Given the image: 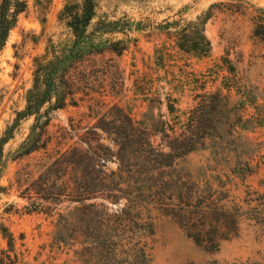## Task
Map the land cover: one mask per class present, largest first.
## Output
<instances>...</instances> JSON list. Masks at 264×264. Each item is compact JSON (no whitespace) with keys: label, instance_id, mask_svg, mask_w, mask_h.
I'll return each instance as SVG.
<instances>
[{"label":"rangeland","instance_id":"374dc122","mask_svg":"<svg viewBox=\"0 0 264 264\" xmlns=\"http://www.w3.org/2000/svg\"><path fill=\"white\" fill-rule=\"evenodd\" d=\"M22 1L26 9L0 54V262H8V255L18 264H264V37L256 33L264 22V0H97L94 23L128 18L145 29L130 34L122 57L107 54L97 58L96 66L87 65L90 81L76 97L78 105L51 114L47 149L31 153L25 143L34 119L18 125L16 119L27 105L35 61L51 42L68 37L60 14L83 0ZM181 15L203 23L212 45L209 57L184 53L174 38L153 29ZM230 66L235 73L226 70ZM173 75L185 82L181 110L192 108L198 94L236 86L230 107L215 101L209 109L217 133L180 163L201 176L212 170L249 172L245 185L251 195L239 180L235 194L252 203L242 202L246 215L238 235L215 252L197 245L174 220L147 204L137 206L126 198L115 203L101 194L83 201L75 178L85 168L78 155L71 156L75 148L108 158L99 162L105 184L118 172L112 122L122 115L116 106L160 143L157 122L172 117L158 101L164 100L165 81ZM66 152L73 161L69 171L62 157Z\"/></svg>","mask_w":264,"mask_h":264},{"label":"trees","instance_id":"16d2710c","mask_svg":"<svg viewBox=\"0 0 264 264\" xmlns=\"http://www.w3.org/2000/svg\"><path fill=\"white\" fill-rule=\"evenodd\" d=\"M96 3L97 0H83L81 4L65 6L60 20L68 31V37L58 43L51 42L46 53L35 61L33 85L26 98L27 105L16 119L17 125L23 120L34 119L31 134L25 143L30 153L47 149L51 114L68 105H78L76 97L90 81L87 65L96 66L97 58L107 54L122 57L128 50L130 34L145 29V26L128 18L115 21L101 18L94 23L97 18ZM25 9L26 3L22 0H0V54L16 27L19 15ZM153 27L168 38H174L176 46L184 53L207 58L212 52L203 23L187 21L181 15L178 20H166ZM256 33L264 37V22L257 26ZM116 35H123L125 39H117ZM220 68L225 71L224 65ZM226 70L235 73L233 67L232 70ZM165 83L162 94L164 100L158 102L166 108L172 119L160 120L157 128L154 126L157 129L156 136L160 135L159 144L147 128L140 127L124 109L116 106L122 119L112 122L116 131L112 142L119 168L110 185L105 184L99 167V162L107 163L108 158L98 156L91 149H74L71 156L78 155L85 164L80 176H75L83 189L81 199L88 201L101 194L115 203L126 198L127 202L137 206L147 204L146 208L151 211L174 220L197 245L215 252L223 242L239 233L246 210L243 201L235 194L240 187L237 180L245 185L249 172L212 170L201 176L200 173L182 168L180 163L201 150L206 140L217 133L218 124L209 117V109L215 101L219 107H230L231 92L236 86H222L215 92L198 94L193 99L192 108L181 110L185 82L173 75ZM225 90L227 93L223 94ZM144 94L148 95V92ZM230 127L231 134H234L236 126L232 124ZM10 138L6 137L2 144ZM2 148L0 146L1 154ZM69 154L66 152L62 155L67 171L73 165ZM94 157L98 159L97 162ZM127 165L129 170L126 169ZM201 177L204 181L200 180ZM245 187L246 193L251 195L250 186ZM243 203L250 206L252 201L245 200ZM9 237L11 244L12 236ZM4 259H8V262ZM4 259L0 264H18L10 262L8 255H4Z\"/></svg>","mask_w":264,"mask_h":264}]
</instances>
